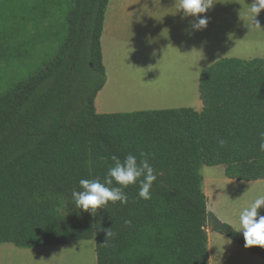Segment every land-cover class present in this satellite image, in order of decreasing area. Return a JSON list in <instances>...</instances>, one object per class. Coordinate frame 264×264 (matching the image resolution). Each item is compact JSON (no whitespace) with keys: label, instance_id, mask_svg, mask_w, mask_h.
Segmentation results:
<instances>
[{"label":"trees","instance_id":"obj_1","mask_svg":"<svg viewBox=\"0 0 264 264\" xmlns=\"http://www.w3.org/2000/svg\"><path fill=\"white\" fill-rule=\"evenodd\" d=\"M9 1L0 64L38 62L0 82V244L95 240L97 264H209L201 170L223 166L229 179H264V58H224L203 70L200 112L98 114L108 0ZM142 152L157 176L151 199L139 198L137 181L124 189L127 204L110 201L95 214L75 207L80 179L103 182L112 156L139 162ZM219 232L244 247L233 227ZM247 250L264 258V249Z\"/></svg>","mask_w":264,"mask_h":264},{"label":"crops","instance_id":"obj_2","mask_svg":"<svg viewBox=\"0 0 264 264\" xmlns=\"http://www.w3.org/2000/svg\"><path fill=\"white\" fill-rule=\"evenodd\" d=\"M214 3V6L203 14L208 19L207 27L195 31L191 24L196 18L182 19L183 13L177 12V7L174 6L175 0H108L101 35L102 58L107 80L96 97V112L98 114H114L192 107L198 112L202 111L203 103L200 98L199 84L201 73L206 69L204 66L198 68L194 82L191 84L185 82L187 75H176L177 81L170 86L171 91L178 95L174 101L154 106L153 102L142 100L138 102L142 106L134 107L133 104L116 105L112 102L111 97L117 92L130 93L134 90L136 80L142 72L141 67L145 68L147 65L151 69L149 64L161 63L163 59L170 56L181 58L182 63L202 65L212 55V39L227 41L234 33L264 32V10L256 17V22L260 27L254 24L253 15L248 11L253 0H214ZM260 48H264V42ZM229 53L223 56L252 60L244 58L247 55L238 53V51ZM125 64L132 66V75H123ZM263 183L264 179L250 182L229 179L226 174L225 177L204 178L203 176L202 190L207 197L208 210L213 211L215 216L217 215L239 232V215L243 207H231L232 209L227 214L224 213L225 211L217 209L216 198L218 195L226 194L225 191L241 192L243 195L251 193L253 187H262ZM258 212L259 215H264V206ZM219 239H224L228 243L233 256L239 258L240 264L243 262L264 264V258L252 254L232 239L224 237V234L219 231L208 229L209 264H222L227 259V254L224 251L226 249L220 247ZM49 247L56 246L4 248L1 250V256L7 255L10 258L0 264H12V258L18 254L24 258V264H27V255L34 260L32 264H57V262H45L44 260L53 256V253H49L52 250L46 249Z\"/></svg>","mask_w":264,"mask_h":264},{"label":"rangeland","instance_id":"obj_3","mask_svg":"<svg viewBox=\"0 0 264 264\" xmlns=\"http://www.w3.org/2000/svg\"><path fill=\"white\" fill-rule=\"evenodd\" d=\"M14 3L9 0H0V21H4L3 16H7L10 12L14 10ZM264 39V32L260 31H248L240 34H233L230 36L227 41H217L212 39V55L205 60V62L200 64H186L180 61L181 58L170 56L167 59H163L161 63L149 64L145 68L141 67V75L138 76L136 80V88L130 93H114L112 95V102L116 105H129L133 104L134 107L142 106L140 103L142 100L153 102V105H162V103H167L174 101V98H177L178 95L171 91L170 86L172 83L177 81L176 75H187L185 76V82L189 84L194 82L198 68L204 66L207 68L211 64H214L218 60L226 57L232 56H223L224 54H230L229 52L241 53L247 55L244 58L254 59V58H264V48H260ZM30 50V49H29ZM31 51V50H30ZM44 53V48L42 49V56ZM252 54V55H250ZM40 55V52L37 53L36 57ZM237 58V57H236ZM242 58V57H238ZM38 61L32 60L27 62L26 66H21L20 69L16 70L15 65L10 66L7 63L0 64V75L3 77L0 82H7L12 78L17 77L20 72L26 74L29 72L28 69L35 68V65ZM142 65V64H141ZM123 75L129 74L132 75V66L125 64L123 68ZM23 75V74H20ZM180 76V78H182ZM183 79V78H182ZM195 96V95H194ZM199 98V96H198ZM148 106V105H145ZM151 106V105H149ZM193 108V107H192ZM202 174L204 178H209L210 176L225 177V169L223 166L209 167L204 166L202 168ZM264 185V183H263ZM226 194L218 195L216 198V207L224 213H229L231 207H243L245 208L249 205L257 195L264 196V186L255 188L253 187L252 192H248L243 195L241 192L233 193V191H225ZM213 212V211H212ZM214 213V212H213ZM216 217L220 219L217 215ZM224 222L222 219H220ZM226 223V222H224ZM231 226L230 224L226 223ZM232 227V226H231ZM234 228V227H233ZM209 229V228H208ZM212 230V229H209ZM224 237L229 239L227 235L224 234ZM220 247L225 248V253L227 254V259L222 264H240L239 258L233 256L231 247L224 239H219ZM216 246V244H215ZM7 248H16L12 244H0V262L8 260L10 257L7 255H2L1 250ZM46 249H51L49 253H53L52 257L44 259L46 261L57 262V264H97V255H96V242L95 240L88 241H79L70 243L63 246L49 247ZM223 251V250H222ZM44 262V261H43ZM26 263L32 264L34 260L29 255L26 256ZM37 263V262H36ZM12 264H24V258L21 254L18 256L14 255L12 258ZM243 264H248L243 262Z\"/></svg>","mask_w":264,"mask_h":264},{"label":"clouds","instance_id":"obj_4","mask_svg":"<svg viewBox=\"0 0 264 264\" xmlns=\"http://www.w3.org/2000/svg\"><path fill=\"white\" fill-rule=\"evenodd\" d=\"M214 0H175L177 12H182V19L186 17H194L195 21L191 27L195 31L203 30L207 27L208 19L205 14L214 6ZM264 10V0H253L248 7L249 13L253 15V22L256 26V17ZM261 143L259 150L264 152V133L260 134ZM221 145L224 141L220 142ZM142 159L128 154L123 160L117 156H112L114 162L109 165L108 171L104 177V181L100 179H80V191L74 190L72 197L75 207L84 212L95 214L98 209L104 208L111 201L112 203L120 202L128 203V196L125 193L129 185L139 182L138 196L141 199H151L150 189L156 181L157 176L153 167L150 165L147 154H140ZM142 178V179H141ZM115 182L118 186H113ZM264 206V196H258L247 207L243 208L239 215V232H242L244 239V247L264 249V215H259L258 210ZM130 224L131 221H125ZM111 228L106 231V238L113 236Z\"/></svg>","mask_w":264,"mask_h":264},{"label":"water","instance_id":"obj_5","mask_svg":"<svg viewBox=\"0 0 264 264\" xmlns=\"http://www.w3.org/2000/svg\"><path fill=\"white\" fill-rule=\"evenodd\" d=\"M207 226L209 229L217 230V231H229V226L218 219L212 211H208L207 213Z\"/></svg>","mask_w":264,"mask_h":264}]
</instances>
